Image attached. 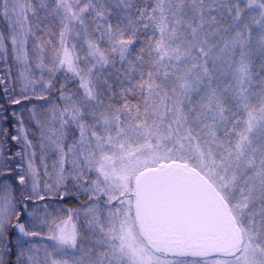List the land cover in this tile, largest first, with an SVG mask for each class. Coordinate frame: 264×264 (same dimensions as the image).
Returning a JSON list of instances; mask_svg holds the SVG:
<instances>
[{
	"label": "snow or ice",
	"instance_id": "snow-or-ice-1",
	"mask_svg": "<svg viewBox=\"0 0 264 264\" xmlns=\"http://www.w3.org/2000/svg\"><path fill=\"white\" fill-rule=\"evenodd\" d=\"M0 22V264H264V0Z\"/></svg>",
	"mask_w": 264,
	"mask_h": 264
},
{
	"label": "trees",
	"instance_id": "trees-1",
	"mask_svg": "<svg viewBox=\"0 0 264 264\" xmlns=\"http://www.w3.org/2000/svg\"><path fill=\"white\" fill-rule=\"evenodd\" d=\"M1 25L3 26V23L0 22V27ZM15 71V69L13 68V72ZM5 74V66L3 64H0V75H4ZM3 96V91H2V86H0V97ZM4 102L6 103L7 100L5 99ZM24 104H27V102H23ZM30 106V105H29ZM21 106L17 105L15 106V108L17 110L20 109ZM25 118H27V112L24 113ZM4 127H7L9 129L10 134H14L15 129L11 124H5ZM4 149V153L5 156H7V154L11 153V154H15L16 152L20 151L21 149V145L17 144L14 141L10 140V136L8 138V142L7 144L2 146ZM13 168H15V164L12 165ZM73 204L75 203L74 201L72 202Z\"/></svg>",
	"mask_w": 264,
	"mask_h": 264
},
{
	"label": "rangeland",
	"instance_id": "rangeland-1",
	"mask_svg": "<svg viewBox=\"0 0 264 264\" xmlns=\"http://www.w3.org/2000/svg\"><path fill=\"white\" fill-rule=\"evenodd\" d=\"M1 27H3V26L1 25Z\"/></svg>",
	"mask_w": 264,
	"mask_h": 264
}]
</instances>
